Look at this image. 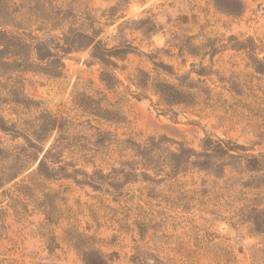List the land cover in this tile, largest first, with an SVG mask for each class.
<instances>
[{"label": "rangeland", "instance_id": "1", "mask_svg": "<svg viewBox=\"0 0 264 264\" xmlns=\"http://www.w3.org/2000/svg\"><path fill=\"white\" fill-rule=\"evenodd\" d=\"M0 31V49L17 46L4 61L16 64L38 62L35 38L97 32L107 48L131 46L111 58V88L91 47L60 53L57 76L0 68V264H264L259 173L138 171L114 190L74 172L120 168L133 158L127 139L199 151L209 135L264 153V0H0ZM159 83L191 99L166 105ZM97 106L119 121L93 115ZM48 115L81 124L70 133L85 138L62 149L54 167L67 172L53 178L25 155ZM96 129L113 139L94 150Z\"/></svg>", "mask_w": 264, "mask_h": 264}, {"label": "trees", "instance_id": "2", "mask_svg": "<svg viewBox=\"0 0 264 264\" xmlns=\"http://www.w3.org/2000/svg\"><path fill=\"white\" fill-rule=\"evenodd\" d=\"M1 33L3 32L0 31ZM97 36V32L90 35L77 32L72 36L63 35L61 39L49 37L47 40L42 41L35 38L30 44L38 62L29 64H16L4 61L3 55H16L14 49L17 46L10 42H1L3 48L0 49V68L2 66L8 68L12 65L24 70H38L57 76L63 65L60 53L91 47L90 56L102 64L101 80L106 87L111 88L119 81L108 69L109 66H116L111 58L127 54L131 46H126L124 49L107 48L101 40L96 39ZM79 37L85 38L84 44H80ZM8 47L11 50H8ZM158 93L166 105L186 103L187 98L191 99V96L167 83L158 84ZM91 113L108 121H119V114L103 109L100 106L93 108ZM0 123H4L1 117ZM80 126L81 124L74 123L71 120L63 118L57 120L56 117L48 115L42 125L33 130V139H28V145L25 147L27 150L26 156H30L29 152H35L33 159L37 165L33 171L38 172L45 178L56 177V172H67L66 166H54L62 162L61 152L63 148L74 145L80 146L81 144L80 142L78 143V140H81V138L85 139L75 135V133H70L71 130L74 132L75 127ZM0 129L3 131L9 130L2 124ZM54 131L57 132V137L53 139L48 148H45L43 141L47 140L48 136ZM93 137H95V140H90V142H92L91 146L95 148L94 150L106 146L113 139L110 132L99 129H96ZM122 143V146L132 152L133 158L131 160L123 162L120 168H111L107 174H104L101 170L93 171L91 174L85 171H74L82 172L81 180H76V182L89 185L94 189L113 188L116 190L121 184L136 177V172L138 171L145 177H149L146 173L149 171L173 174L175 172H185L189 168L223 172L227 164L235 165L239 172L259 173L261 174L260 178L264 179V153L257 155L248 154L246 153L248 150L246 146L231 140L213 139L211 136L206 135L201 141L199 151L187 147L181 142L171 140L166 136L151 137L143 143H138L131 139L123 140ZM171 144L176 145V147L174 149L170 148Z\"/></svg>", "mask_w": 264, "mask_h": 264}]
</instances>
